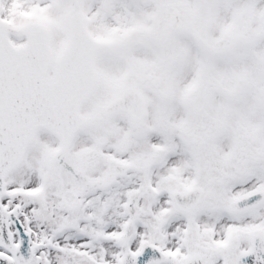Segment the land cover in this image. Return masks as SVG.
Returning <instances> with one entry per match:
<instances>
[{
	"label": "snow or ice",
	"instance_id": "snow-or-ice-1",
	"mask_svg": "<svg viewBox=\"0 0 264 264\" xmlns=\"http://www.w3.org/2000/svg\"><path fill=\"white\" fill-rule=\"evenodd\" d=\"M0 264H264V0H0Z\"/></svg>",
	"mask_w": 264,
	"mask_h": 264
}]
</instances>
